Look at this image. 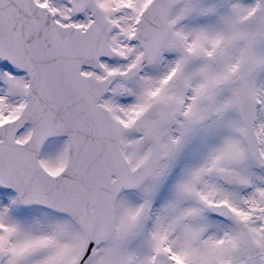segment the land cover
Listing matches in <instances>:
<instances>
[{"label":"snow or ice","instance_id":"6c2138e0","mask_svg":"<svg viewBox=\"0 0 264 264\" xmlns=\"http://www.w3.org/2000/svg\"><path fill=\"white\" fill-rule=\"evenodd\" d=\"M0 264H264V0H0Z\"/></svg>","mask_w":264,"mask_h":264}]
</instances>
